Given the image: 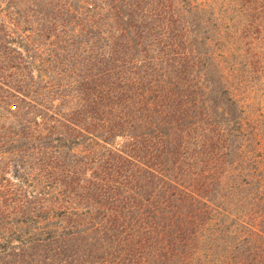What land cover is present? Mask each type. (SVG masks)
Returning <instances> with one entry per match:
<instances>
[{
    "label": "trees",
    "instance_id": "16d2710c",
    "mask_svg": "<svg viewBox=\"0 0 264 264\" xmlns=\"http://www.w3.org/2000/svg\"><path fill=\"white\" fill-rule=\"evenodd\" d=\"M262 22L264 0H0V264H264L234 82Z\"/></svg>",
    "mask_w": 264,
    "mask_h": 264
},
{
    "label": "rangeland",
    "instance_id": "374dc122",
    "mask_svg": "<svg viewBox=\"0 0 264 264\" xmlns=\"http://www.w3.org/2000/svg\"><path fill=\"white\" fill-rule=\"evenodd\" d=\"M262 24L263 26L261 25L259 28L261 34H256L255 29L252 28L246 37L238 29L236 31L238 34L235 37V41L242 44L238 51L236 50V57L241 52L245 55L248 54L249 60L253 58L252 60L255 62V65L251 64L249 69L247 68L249 80L242 81L236 75L234 82L235 94L257 136L264 135V22Z\"/></svg>",
    "mask_w": 264,
    "mask_h": 264
}]
</instances>
